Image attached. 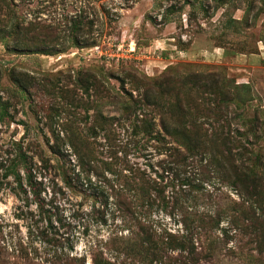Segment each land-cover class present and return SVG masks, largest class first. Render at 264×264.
Here are the masks:
<instances>
[{
	"label": "rangeland",
	"instance_id": "obj_1",
	"mask_svg": "<svg viewBox=\"0 0 264 264\" xmlns=\"http://www.w3.org/2000/svg\"><path fill=\"white\" fill-rule=\"evenodd\" d=\"M6 2L0 264H147L123 249L137 228L117 209L143 174L161 181L165 206L152 218L173 233L189 213L227 211L219 228L237 216L228 243L191 264H264V235L240 211L251 203L230 181L232 164L257 152L264 161V0ZM41 231L60 240L62 261Z\"/></svg>",
	"mask_w": 264,
	"mask_h": 264
},
{
	"label": "trees",
	"instance_id": "obj_2",
	"mask_svg": "<svg viewBox=\"0 0 264 264\" xmlns=\"http://www.w3.org/2000/svg\"><path fill=\"white\" fill-rule=\"evenodd\" d=\"M6 1L7 0H4L7 11H14V9H12L10 4ZM18 28L20 27L17 23L13 26V29L9 31V35L17 32ZM233 87L240 88L247 94L250 93V87L246 85L239 84L234 85ZM239 98L240 95L234 92L231 97H229V100L239 101ZM148 100L150 99L144 97L145 103L148 104ZM141 106L142 105L139 104L138 108H141ZM255 122L257 123V119H255ZM151 126L152 125H147L143 131L147 135L152 136L153 130ZM174 132L178 133V130L175 129ZM153 137L155 140H160L157 136L153 135ZM172 151L176 152L177 150L171 148L168 149L170 154ZM250 151L251 150H249V152ZM232 166L233 167L231 168L233 170V174L230 179L231 184L239 187L241 194L244 196V200L251 203L248 206L240 207V211L243 213V216L246 214L250 219V227L260 230V235L262 236L264 235V223H262V216L259 213H256V208L253 203H257L259 199H261V193L264 191V169L261 170V168L264 167L263 157L257 152L253 157H248L245 161H241L239 165L232 164ZM140 178L141 179L138 178V181L136 182L139 188L136 187L133 191H130V189L128 190V192H132L129 203L124 200H119L117 203L118 211L123 212V214L129 213L133 215V222H136L137 229H131V234L127 238L128 241H134V243L123 248L126 250L128 256L130 255L133 257L138 255L139 259L147 264H191L196 263L198 256L202 254L211 260L218 244L221 243L226 245L231 236L236 234V230L241 228L239 227L241 225H238V219L234 213L230 215L231 218L227 222L226 227L219 228L223 212L224 214H227L226 216H228V212L224 210L221 211V209L218 208L213 212L202 211L184 215V218L182 217L183 232L181 234L173 233V231H170L165 227H161L159 221H155V219L152 218V214L154 212V209L152 210L153 207L165 206L161 181H158L156 178H152L150 176H145L144 174ZM126 184L129 185V183ZM13 190L15 194L19 196V192L15 189ZM21 190L22 193H28V191L22 187ZM29 190L33 195V201L40 209L43 208V200L40 197V191L33 184L30 185ZM124 194L122 195L124 196ZM139 199L143 202L142 204H137ZM259 209L261 214L264 215V207ZM218 229L222 233L221 236H217L215 234ZM1 233L2 225L0 223V240H2ZM40 233L42 234V240L49 243L51 242L54 246V259L52 261H62L64 253L62 252V255V253H58L56 249L58 246L60 247V243H58L60 240L54 238L53 236L48 237L45 231H41ZM2 248L4 247L0 245V252H3ZM68 248L72 250L71 245H68ZM173 251H178L176 257H171L169 255V253ZM76 259L84 264L82 258ZM93 264L99 263L93 259ZM104 264L111 263L106 261Z\"/></svg>",
	"mask_w": 264,
	"mask_h": 264
}]
</instances>
